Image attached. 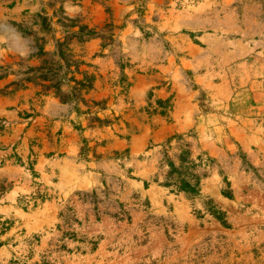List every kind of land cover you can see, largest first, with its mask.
Masks as SVG:
<instances>
[{"label": "rangeland", "instance_id": "rangeland-1", "mask_svg": "<svg viewBox=\"0 0 264 264\" xmlns=\"http://www.w3.org/2000/svg\"><path fill=\"white\" fill-rule=\"evenodd\" d=\"M0 264H264V0H0Z\"/></svg>", "mask_w": 264, "mask_h": 264}]
</instances>
